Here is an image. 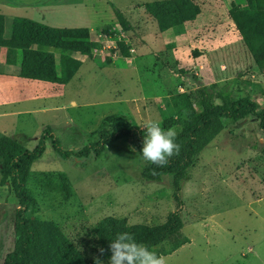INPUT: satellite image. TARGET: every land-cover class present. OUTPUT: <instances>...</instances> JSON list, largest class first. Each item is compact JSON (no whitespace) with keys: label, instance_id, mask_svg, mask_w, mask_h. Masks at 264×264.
I'll return each instance as SVG.
<instances>
[{"label":"rangeland","instance_id":"374dc122","mask_svg":"<svg viewBox=\"0 0 264 264\" xmlns=\"http://www.w3.org/2000/svg\"><path fill=\"white\" fill-rule=\"evenodd\" d=\"M15 1L6 18V34L11 32L10 15L41 23L42 14V24L52 28H92L91 39L99 46L83 57L87 63L65 86L18 77L0 81L1 101L18 98L0 110L48 109L3 122L9 127L6 136L28 150L37 146L48 126L64 150H80L97 140L100 121L118 112L131 115L144 133L147 120L163 124L177 116L183 105L179 95L194 91L193 77L204 86L230 84L234 99L249 97L264 109V72L255 67L228 17L234 0H194L199 16L165 34L144 11L146 3L161 0ZM115 10L129 23V31L121 30ZM176 35L183 40L176 41ZM119 42L129 48L131 60L120 58ZM90 62L100 70L106 67L103 74L91 70ZM125 62L129 67L121 71L111 67ZM135 62L143 88L135 84ZM161 66L165 72L158 80ZM23 97L34 100L23 103ZM223 123L225 129L195 159L181 185L184 246L175 249L165 242L155 248L167 264H264V137L254 117ZM130 143H113L100 157L63 160L47 140L31 167L28 189L37 205L27 216L54 222L85 259L94 262L98 253L90 231L99 221L112 217L129 225L163 224L177 210L171 177L144 181V163L129 152ZM60 174L70 187L68 199L61 193ZM16 209L13 193L0 185V264L14 249ZM109 259L101 264H109Z\"/></svg>","mask_w":264,"mask_h":264},{"label":"trees","instance_id":"16d2710c","mask_svg":"<svg viewBox=\"0 0 264 264\" xmlns=\"http://www.w3.org/2000/svg\"><path fill=\"white\" fill-rule=\"evenodd\" d=\"M144 11L155 21L160 33L181 28L200 14V8L194 0L152 1L144 5ZM115 16L121 30L129 31V23L118 10H115ZM228 17L255 67L264 72V0H234L230 3ZM1 47L7 50L8 65L15 64L16 53L21 51L19 78L65 86L81 66V62L72 55L89 56L99 46L91 39L87 28H52L23 18L12 21L11 35L4 38V18L0 15ZM117 48L119 56L130 57L125 43H117ZM55 53L59 55V70ZM193 79L196 82L194 91L179 95L183 105L179 107L177 116L166 119L162 124L165 129L176 130L175 142L180 145L179 154L171 157L164 167H157L142 158L140 151L144 133L129 114L122 112L104 117L94 133L97 140L77 151L64 150L49 126L43 129L37 146L32 150L26 149L16 139L0 135V185H7L17 201L14 249L5 256L3 264H95L85 259L54 222L27 216L37 205L28 189L31 167L42 156L47 140L51 141L54 151L63 160L71 157L86 159L91 155L100 157L107 146L120 140H130L129 152L144 163L141 169L144 181L161 182L164 176L171 177L177 210L170 212L163 224L156 227L129 225L125 219L108 217L91 229L90 235L97 248L99 261L110 258V242L117 233L125 231L154 251L165 242L175 249L183 246L181 185L195 159L225 129L223 120L241 122L247 117H254L264 137V109H260L257 102L249 97L234 99L230 84L223 87L204 86L196 77ZM194 105L199 107V112L194 109ZM59 176L61 193L68 199L71 191L66 176ZM100 249H104L103 254Z\"/></svg>","mask_w":264,"mask_h":264},{"label":"clouds","instance_id":"9594fccd","mask_svg":"<svg viewBox=\"0 0 264 264\" xmlns=\"http://www.w3.org/2000/svg\"><path fill=\"white\" fill-rule=\"evenodd\" d=\"M161 125L162 122L151 119L142 125L144 137L140 154L146 162L157 167L166 166L170 158L180 152V145L175 142L176 130L165 129ZM109 250V264H167L163 255L137 242L134 235L127 231L116 234L109 244ZM100 252L103 254L104 249H100ZM95 264H101V261L96 260Z\"/></svg>","mask_w":264,"mask_h":264},{"label":"crops","instance_id":"0c3cea01","mask_svg":"<svg viewBox=\"0 0 264 264\" xmlns=\"http://www.w3.org/2000/svg\"><path fill=\"white\" fill-rule=\"evenodd\" d=\"M18 3L15 1V0H0V15L1 16H3V18H4V38H9L10 37V35H11V32H10V34L8 35V34H6V32H5V22H6V18L8 17V13H10V11H12L13 9H12V5H17ZM24 7H25V5H23ZM44 6V8H45V11L44 12H47V10L49 9V7H46V6H48V4H44L43 5ZM44 14V13H43ZM46 15V14H45ZM10 17H12V21L15 19V18H23V19H28V18H26V17H13V16H11L10 15ZM44 20H46V16H43L42 14H41V24L43 23L42 21H44ZM111 23V22H110ZM108 25V24H107ZM107 25H103V26H107ZM91 29L92 28H89L88 30L91 32ZM165 33H167V31L166 32H163L162 34H165ZM90 36H91V33H90ZM163 36V38H165V36L164 35H162ZM183 36H181V35H176L175 36V40L176 41H179V40H183ZM93 51H95V50H93ZM92 51V52H93ZM132 51V50H131ZM6 52H7V50H6V48H4V47H1L0 48V81H2V82H7V80H8V78H14V77H18L19 78V76H18V74H19V71H20V65H21V51L20 50H18L17 51V53H16V59H15V64L14 65H8V64H6ZM132 53V52H131ZM59 57V55H58V53H55V58H56V65H57V58ZM72 57L73 58H75V59H77V60H79L80 62H81V66H80V68L79 69H81L83 66H84V64H86L87 62H85L84 61V59H83V57H85V56H82V55H80V54H77V53H74L73 55H72ZM120 58L121 59H125V60H131L129 57L128 58H123V57H121L120 56ZM89 62V61H88ZM90 64L92 65V68H91V70H93L94 71V69L96 70L97 69V73L96 74H100V75H102L103 74V71L102 70H105V68L106 67H103L102 68V70H100V69H98V67H97V65L96 64H94V63H92V62H90ZM112 64H110V66H111ZM137 65H139V63L138 62H135V65L133 66V68L131 67V71L133 70L137 75H138V79L136 80V85H139V86H141L142 88L144 87V81L142 82V80H143V77L141 78V75L139 74V71H138V69H137ZM125 66V68H128L129 67V65H128V63H126L125 62V64L123 65V66H117V67H113V66H111L112 68H117V69H119L120 71L123 69V67ZM121 68V69H120ZM157 70L159 71L158 72V75H159V77L157 78L158 80H160L159 78H161V75H164V70H165V68H163L162 66L161 67H159V68H157ZM79 71V70H78ZM134 72H132L133 74H134ZM75 76H77V73H76V75ZM74 76V77H75ZM134 80V77L132 78V81ZM5 89V91H7V88H4ZM10 90V89H9ZM6 98L7 97H5L4 99H3V101H1L0 100V108H2L1 106L4 104V105H7L9 102H11V103H13V102H15L16 100H18V98L14 95V96H11L10 97V101L9 102H6L5 100H6ZM22 99H24V97L22 98ZM34 100V97H26L24 100H22V102L23 103H25V102H32ZM2 102H4V103H2ZM37 111H45V112H47L48 111V109H40V110H36V109H33V110H22V111H14V110H0V135L1 136H6L7 135V133H8V131H9V127H8V125L7 124H5V123H7L5 120H7L8 118H11V117H17V116H20V115H22V114H30V113H33V112H37ZM118 113H120V112H118ZM122 113H124V112H122ZM127 114V113H126ZM131 116V115H130ZM132 117V116H131ZM3 122H5V123H3ZM184 246V245H183Z\"/></svg>","mask_w":264,"mask_h":264}]
</instances>
